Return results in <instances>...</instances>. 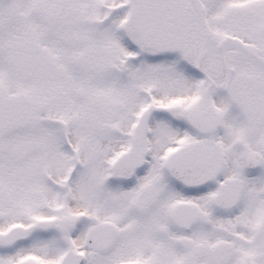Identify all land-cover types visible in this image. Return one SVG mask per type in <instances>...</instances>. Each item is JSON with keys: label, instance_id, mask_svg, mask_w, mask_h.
<instances>
[{"label": "snow or ice", "instance_id": "6c2138e0", "mask_svg": "<svg viewBox=\"0 0 264 264\" xmlns=\"http://www.w3.org/2000/svg\"><path fill=\"white\" fill-rule=\"evenodd\" d=\"M0 264H264V0H0Z\"/></svg>", "mask_w": 264, "mask_h": 264}]
</instances>
